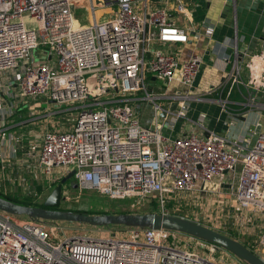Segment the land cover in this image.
<instances>
[{
	"label": "built area",
	"instance_id": "1",
	"mask_svg": "<svg viewBox=\"0 0 264 264\" xmlns=\"http://www.w3.org/2000/svg\"><path fill=\"white\" fill-rule=\"evenodd\" d=\"M74 1L0 0V172H17L24 186L25 174L36 179L50 174L51 186L61 179L52 168L65 165L68 173L74 170L72 188H95L112 200L145 201L154 212L200 223L184 206L197 195L225 194L234 200V212L227 215L236 225L255 229L261 222L260 234L247 246L264 259V128L257 130L256 122L233 139L213 130L204 136L206 113L188 118L190 101L202 99L190 89L203 59L197 53L183 59L174 50L190 35L167 12L172 2L178 17H186L187 0H164L163 8L143 14L134 0H99L112 11L105 19L97 18L90 0L91 23L76 17ZM26 16L36 28L27 25ZM239 52L236 37L225 58L231 67L228 94L220 99L223 109L234 86L244 84L248 52L241 58ZM41 99L73 107V124L39 128ZM148 102L154 113L150 124L142 117ZM258 105L264 108V102ZM27 107L32 118L16 121ZM180 119L191 126L173 135ZM35 126L39 130L33 132ZM55 229L62 233V222L18 221L0 211V264H221L214 256L223 249L169 229L121 227L110 237L87 231L61 237ZM236 235L230 236L239 239Z\"/></svg>",
	"mask_w": 264,
	"mask_h": 264
},
{
	"label": "crops",
	"instance_id": "2",
	"mask_svg": "<svg viewBox=\"0 0 264 264\" xmlns=\"http://www.w3.org/2000/svg\"><path fill=\"white\" fill-rule=\"evenodd\" d=\"M94 1L98 19L108 18L112 14L111 9L103 7L99 0ZM134 1L137 11L141 14L145 10L165 6L164 0ZM227 1L187 0V15L180 18L178 13L172 9L173 3L171 2L167 6V12L168 17L174 23L187 27L190 35L188 42L178 44L174 47V50L179 52L183 59L189 58L193 53L200 54L203 59L194 87L192 90L190 89V93L198 94L202 96V99L190 101L187 112L188 118L195 120L200 113H206V129L200 131L202 135L206 136L210 130H213L233 139L248 132V129L253 128L256 122H259L257 130L264 128L262 109L257 106L249 108L247 105L249 99L256 104L264 102V0H251V2L248 0H233L230 6L227 5ZM74 6L75 13L77 9L85 8L84 6L90 7L91 11L90 0H75ZM86 9L89 10V8ZM91 22H93V19L89 17L86 23ZM235 37L239 39L240 48L245 46L248 52V58H245L248 64L242 71L244 84H242V87L234 86L231 94L228 95L227 107L223 109L220 99H224L228 94L225 83L231 67L230 64L226 63L225 58L233 51ZM153 45H156V43H153ZM235 89H239V94L234 98L232 94L236 95ZM243 92L247 96L250 95V98L244 97ZM260 93L261 95H259ZM70 109L74 108L70 106ZM20 111H26L25 114L28 118L31 116L27 109ZM36 111H38V114H44L39 119L40 121L38 120L39 128L42 123L51 127L45 122L48 116L52 114L49 113L48 107L43 103ZM16 121H18L17 118ZM73 122L60 123L61 126L59 127L69 128ZM18 123L20 122L12 123L14 124L12 129H15ZM189 126H191V122L186 119L178 120L173 135L187 133L186 130ZM39 128L35 126L33 132L38 131ZM22 155L24 156V154ZM15 168L19 170L18 165ZM10 171L0 172L2 174L0 175V191L5 190L4 193L8 196H15L21 182L18 180L17 172L10 173ZM24 176L27 177V181L30 180V183H35V179L30 174ZM8 178H11V180Z\"/></svg>",
	"mask_w": 264,
	"mask_h": 264
},
{
	"label": "rangeland",
	"instance_id": "3",
	"mask_svg": "<svg viewBox=\"0 0 264 264\" xmlns=\"http://www.w3.org/2000/svg\"><path fill=\"white\" fill-rule=\"evenodd\" d=\"M251 2V0H248ZM83 9H77L76 10V17H78L82 23H86V21L89 20V17H92V12L90 11V7H86ZM86 8H89L86 9ZM89 15V16H88ZM26 23L29 27L36 28L37 23L34 20L29 19L27 16ZM36 58H38L36 56ZM243 79V78H242ZM173 84H178L177 82H172ZM237 86V85H236ZM235 86V87H236ZM239 86L242 87V84ZM238 88V87H237ZM239 90V89H238ZM235 89V94H232V96L235 98L238 95V91ZM169 91H173L172 89H169ZM244 91V90H243ZM244 97L248 98L250 95H245V92H243ZM253 96V95H252ZM250 98V97H249ZM255 98V95H254ZM40 103H44L46 107H48L49 113H52L50 116H48L46 123H48L53 128H58L61 126L60 123H72L74 121V115L76 110L70 109L69 106L64 107H58L54 102H48L45 100H38ZM259 103V102H258ZM247 105L250 107L257 106L258 108L262 109V113L264 114V108H261L256 103H253L250 99L247 102ZM69 107V108H68ZM27 111H29L28 107L25 108ZM26 111H20L17 113L16 118L19 120H25L28 121L32 118V115L29 116V118L25 114ZM31 114V111H29ZM142 117L143 120H146V123L150 124V121L154 119V113L152 112V104L150 102L144 104V108L142 111ZM15 118V117H14ZM262 124H264V118L262 119ZM67 167L65 165H59L54 166L52 168V173L55 174L56 178L63 177L68 174ZM50 175V174H49ZM49 175L40 174L39 178H33L35 179V183H30V180L27 181V185L24 186L23 184H20L18 188L17 195L18 197H32L34 196L35 199L41 200V202L44 200L45 197H47L52 189L55 187V185L59 181H54L51 186H49L47 179ZM46 180V181H45ZM69 182V183H68ZM48 186V187H47ZM207 186L214 187V184L207 183ZM41 190H40V189ZM2 189V188H1ZM213 189V188H212ZM4 195H8L5 192V190H1ZM65 199V200H64ZM130 203V200H112L110 198H107L99 193L98 189L95 188H86L84 190H79L78 188H72V185L70 183V180H68L63 188V198L61 202V207L66 210H73L77 212H85V213H120V212H148L152 211L151 206L146 203L143 207L134 208L131 210V208H128V204ZM234 206V200L231 196L227 195H212L209 197L203 196V195H197L196 199H193L191 201V206H184L186 209H191V214L195 216L196 219L202 221L203 223L207 225L214 224L218 228H225V231L232 232L234 235L236 233H239V239L244 241H253L258 234H260V224L261 222H257V225L254 226L255 229L247 227L249 224H242V225H236L234 216L233 215H227V212L232 210V213L234 212V209L232 206ZM15 218L18 221L26 220L27 218H23V216H15ZM64 231L62 233L59 232L58 229H55V233H58L61 237L65 236H73L78 233H82L84 231H87L89 234H93L99 237H110L113 234V230H115V227H92L89 225H81L78 223H71V222H62ZM256 224V223H255ZM223 229V228H222ZM113 231V232H112ZM229 232H227L229 234ZM247 234V235H246ZM246 236H249L246 238ZM223 260L221 262L220 260ZM233 256L227 252L226 250H220L218 251L215 256L214 260L221 264H231L233 261ZM231 261V262H230Z\"/></svg>",
	"mask_w": 264,
	"mask_h": 264
},
{
	"label": "water",
	"instance_id": "4",
	"mask_svg": "<svg viewBox=\"0 0 264 264\" xmlns=\"http://www.w3.org/2000/svg\"><path fill=\"white\" fill-rule=\"evenodd\" d=\"M232 3L233 0L227 1L228 6ZM244 50L245 46H241L239 58L242 57V51ZM176 106L177 103L174 102L172 109H175ZM162 116H165V114H162ZM73 174L74 170L63 176L40 205H26L0 195V211L14 216H27V219L32 221L71 222L92 227L121 226L169 229L212 243L226 250L245 264H264V259L241 240L208 225L179 215L154 211L143 213H85L63 209L61 207L63 188Z\"/></svg>",
	"mask_w": 264,
	"mask_h": 264
},
{
	"label": "trees",
	"instance_id": "5",
	"mask_svg": "<svg viewBox=\"0 0 264 264\" xmlns=\"http://www.w3.org/2000/svg\"><path fill=\"white\" fill-rule=\"evenodd\" d=\"M238 94H239V92H238ZM0 195L4 196L6 198H9V199H11V200H13L15 202L22 203V204H26V205H40L41 204V202H34L33 201V198H34L33 196L32 197H23V198L18 197V196H8V195H4L1 191H0ZM24 217L27 218V216H23V218ZM113 227H115V228H121V226H113ZM229 233H230V235L237 236V235H234L232 232H229ZM242 241L246 245L250 246V244H248L247 241H244V240H242Z\"/></svg>",
	"mask_w": 264,
	"mask_h": 264
},
{
	"label": "bare ground",
	"instance_id": "6",
	"mask_svg": "<svg viewBox=\"0 0 264 264\" xmlns=\"http://www.w3.org/2000/svg\"><path fill=\"white\" fill-rule=\"evenodd\" d=\"M65 200V199H64ZM144 205H146V202L143 201V202H139V201H136V200H133V201H130V203L128 204V208H131L132 209H136V208H139V207H143Z\"/></svg>",
	"mask_w": 264,
	"mask_h": 264
}]
</instances>
